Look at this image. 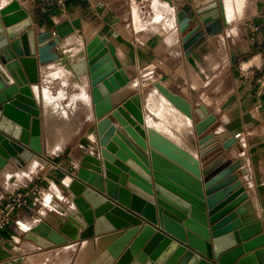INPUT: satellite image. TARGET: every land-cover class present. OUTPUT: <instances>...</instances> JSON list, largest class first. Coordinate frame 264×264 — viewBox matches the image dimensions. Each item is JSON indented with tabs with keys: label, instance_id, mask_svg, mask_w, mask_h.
Returning <instances> with one entry per match:
<instances>
[{
	"label": "crops",
	"instance_id": "obj_1",
	"mask_svg": "<svg viewBox=\"0 0 264 264\" xmlns=\"http://www.w3.org/2000/svg\"><path fill=\"white\" fill-rule=\"evenodd\" d=\"M18 1L39 34L53 35L56 24L80 17L84 37L96 33L108 38L117 64L131 78L117 102L133 99L143 112L145 128L195 151L202 165L224 153L228 159L222 165L242 159L241 177L264 235V0H222L227 18L222 31L205 33L187 50V35L179 32L176 13L188 12L194 32L203 26L198 10L207 12L220 0H65L64 7L47 10L39 0ZM74 46L65 56L57 47L61 58L40 63V81L32 84L41 110L43 153L20 164L11 157L0 169V207L8 190L22 191L29 200L26 206L11 208V222L0 229V264H70L72 256V264H90L106 246H99L105 236L119 233L82 239L86 223L69 197L73 174L98 139L89 76L79 74L75 65L83 47ZM156 82L186 98L195 121L214 115V138L200 145L194 120L170 104ZM238 132L245 135L244 143L236 139L224 147ZM71 208L75 219L66 215ZM39 222L62 232L69 242L44 246L33 239L30 231ZM69 224L73 235L66 231Z\"/></svg>",
	"mask_w": 264,
	"mask_h": 264
},
{
	"label": "water",
	"instance_id": "obj_2",
	"mask_svg": "<svg viewBox=\"0 0 264 264\" xmlns=\"http://www.w3.org/2000/svg\"><path fill=\"white\" fill-rule=\"evenodd\" d=\"M211 6L198 10L203 26L194 32L188 12L176 13L179 32L187 35L185 50L226 25L223 1ZM82 31L77 17L56 24L53 35L39 34L21 2L0 4V169L11 157L20 164L43 153L41 110L32 90L40 81L39 64L60 59L57 47L65 56L71 46L82 45L75 65L89 76L98 139L73 174L69 197L86 223L82 239L119 231L105 236L106 246L90 264H264L263 226L241 177L242 159L222 165L224 153L202 165L159 130L145 128L133 99L117 102L131 78L117 64L115 47L106 37H84ZM155 86L194 120L200 145L214 138V115L195 121L186 98L162 82ZM30 233L44 246L69 242L46 222Z\"/></svg>",
	"mask_w": 264,
	"mask_h": 264
},
{
	"label": "built area",
	"instance_id": "obj_3",
	"mask_svg": "<svg viewBox=\"0 0 264 264\" xmlns=\"http://www.w3.org/2000/svg\"><path fill=\"white\" fill-rule=\"evenodd\" d=\"M42 4L44 10L52 6H65V0H39ZM264 16V11H263ZM236 139H241L242 143L245 141V135L242 132H238L235 134ZM42 193V192H41ZM29 203L28 197L22 191H10L8 190L7 201L6 203L0 207V229L7 226L11 220L9 217V211L13 207H21L26 206ZM43 205L48 207L51 210L54 208L49 205L47 202L42 201Z\"/></svg>",
	"mask_w": 264,
	"mask_h": 264
},
{
	"label": "bare ground",
	"instance_id": "obj_4",
	"mask_svg": "<svg viewBox=\"0 0 264 264\" xmlns=\"http://www.w3.org/2000/svg\"><path fill=\"white\" fill-rule=\"evenodd\" d=\"M188 117V116H187ZM195 152V151H194ZM194 152H192V153H194ZM71 213L70 214H66L69 218H72V219H75V215H74V210L71 208ZM66 231L68 232V233H70V234H74L75 233V231H74V226H72V225H68L67 226V228H66ZM107 241H108V239H106V240H104V241H102V243H100V245L99 246H105V244L107 243Z\"/></svg>",
	"mask_w": 264,
	"mask_h": 264
},
{
	"label": "rangeland",
	"instance_id": "obj_5",
	"mask_svg": "<svg viewBox=\"0 0 264 264\" xmlns=\"http://www.w3.org/2000/svg\"><path fill=\"white\" fill-rule=\"evenodd\" d=\"M75 249H77V245L75 246ZM73 257H74V256L71 257V262H70V264H72Z\"/></svg>",
	"mask_w": 264,
	"mask_h": 264
}]
</instances>
